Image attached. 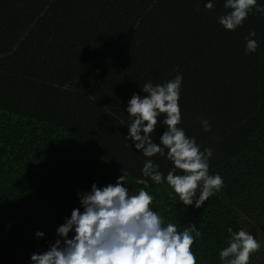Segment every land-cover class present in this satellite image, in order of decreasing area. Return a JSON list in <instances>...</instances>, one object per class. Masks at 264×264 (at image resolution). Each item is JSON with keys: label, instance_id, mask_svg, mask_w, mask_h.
Listing matches in <instances>:
<instances>
[{"label": "trees", "instance_id": "16d2710c", "mask_svg": "<svg viewBox=\"0 0 264 264\" xmlns=\"http://www.w3.org/2000/svg\"><path fill=\"white\" fill-rule=\"evenodd\" d=\"M258 11L260 57L244 74L254 83L240 84L237 76L224 92L236 105L239 95L259 108L264 12ZM148 32L136 36L138 60L113 57V47L93 72L102 74L93 83L96 91L84 90L115 117L107 116L103 133L86 141L63 123L0 106V264H264V107L248 125L240 111L229 112L231 120L221 128L229 135L205 142L206 156L216 155L210 162L190 156L191 144L202 143L180 136L177 121L153 140L132 132L120 120L130 93L138 99L158 90L179 100L184 94L175 82L172 88L168 81L158 85L168 75L185 74L152 27ZM118 63L117 97L108 101L111 91L99 90L114 82L101 80ZM152 70L157 72L148 74ZM148 110L142 105V117ZM137 112L135 107L130 114L136 119ZM202 122L184 117L181 129ZM176 141L179 150L169 149Z\"/></svg>", "mask_w": 264, "mask_h": 264}, {"label": "crops", "instance_id": "0c3cea01", "mask_svg": "<svg viewBox=\"0 0 264 264\" xmlns=\"http://www.w3.org/2000/svg\"><path fill=\"white\" fill-rule=\"evenodd\" d=\"M57 1L63 5L67 0H0V20L9 22L12 18L16 19L18 13L21 18L15 25L17 35L9 39L7 46L0 45V81H3V77L10 76L28 80L34 78L32 81H37L43 87L50 85L40 79L42 70L18 66L15 59L20 57L22 51L32 42L33 30L37 28L38 21L44 19L51 6L53 11L57 10L54 5ZM80 1L82 4L78 10L61 16L52 31H49L52 36L47 38L48 40L37 41L31 48V51L38 54L35 57L42 59L44 67L59 71V79L62 82H70L62 84L64 86L60 85L61 91L86 93L84 90L101 77L102 74L95 75L97 72H93L113 47H116L113 57L122 56L138 60L139 43L136 35L132 31H124L122 22L127 21L128 25L133 27L135 23L143 22L137 26L146 25L147 29L143 32H148L152 27L156 36L155 29L161 25L159 12L164 13L162 21L167 30L161 39L166 44L165 53H170L172 62H182L185 65L183 69L195 67V75L198 78L196 83L200 89L210 90L215 83L203 77H213L219 81L225 79V87L237 76L242 79L238 81L240 84L254 83H247L248 79L244 74L246 70L251 72L249 65L260 57L258 48L262 43L257 28L261 13L257 12V9L264 12V0H147L142 10L141 6L146 0ZM157 3L158 6H155ZM44 32H47L46 28ZM99 33L105 40L95 42ZM15 39L18 43L13 52L2 50L8 48ZM40 45L42 50H36ZM8 57L13 62L6 63ZM105 67L113 69L112 66ZM71 70L75 73H71ZM184 74L185 77L192 76L188 69H184ZM168 83L172 88V80ZM92 90L96 91L95 88ZM15 91L7 85L4 86V83L0 84V106L28 115L38 113L32 107H41L44 103L42 96H28V93L22 90L17 94ZM7 92L9 101H4V94ZM214 92L217 93L218 90H211V93ZM215 93L217 100L219 95ZM169 96L179 102L178 97L173 94ZM211 99L212 97L209 100ZM229 99L226 96L220 106H229ZM49 102L57 103V99ZM138 119L139 112L136 117V120ZM56 120L58 119L48 121Z\"/></svg>", "mask_w": 264, "mask_h": 264}, {"label": "rangeland", "instance_id": "374dc122", "mask_svg": "<svg viewBox=\"0 0 264 264\" xmlns=\"http://www.w3.org/2000/svg\"><path fill=\"white\" fill-rule=\"evenodd\" d=\"M97 1V0H96ZM148 1L146 0L145 3L141 6V10L146 5ZM58 3V4H57ZM55 7L57 10L53 11V7H50V11L45 13L44 19H40L37 23V28L33 30V39L28 48L24 51H22V55L20 57H16L15 63L18 64V66L22 67H28L30 70H42V74L39 77H46L50 80V85L47 87L41 86L37 81L34 82L32 80H28L26 78L24 79H18L13 77H3V81H0V84L4 83V86H8L11 90H16L14 93H17L19 91H26L28 93V96L33 95H39L43 98V104H41V107H32L33 110H37L38 113H34L35 117L44 119V120H52V119H58L56 122L63 123L64 125L70 127L72 131L75 133L78 132L81 138H84L87 141V137H92L91 135H94L92 133H103V131L110 125L108 122V117L110 118V121H114L115 117L113 114L104 110L103 108L98 107V102L89 94L87 93H80L75 91H61V87L59 82H62L59 79V71L54 69H49L44 67V63L42 62V59L35 57V52L31 51V48L34 43L37 41L42 40H48L47 38H50L52 36L49 31H52V28L57 24L61 16H67L70 12H75L78 10V7L82 4L80 0H67L63 5H61L57 1ZM159 3L155 4V6H158ZM140 10V11H141ZM142 12V11H141ZM169 12V11H168ZM140 13V12H138ZM170 13V12H169ZM160 18H161V25L155 29L156 37L158 39H162L167 32V30L164 28L163 25V18L164 13L159 12ZM16 19H11L9 22H6L4 20H0V45L7 46L9 39L11 37H15L18 33L17 24L18 21L21 20L20 13L17 14ZM167 22H170L171 20H166ZM143 22L135 23L134 27L129 26L127 21H123L122 25L124 26V31H132L135 33L137 37L147 35L149 32H143L147 29L146 25H140ZM133 24V22H132ZM44 28L47 29V32H44ZM154 30V29H153ZM133 37V35H132ZM156 39V38H154ZM101 40H105L102 35L99 33L98 37L95 39V42H99ZM17 40H13L11 45L8 48L2 49V50H10L14 51L13 49L17 45ZM37 46V44H36ZM39 50H42L41 45L39 47H36ZM34 53V54H32ZM4 60V59H2ZM1 60V62H2ZM6 63L13 62L9 57L5 60ZM3 63V62H2ZM122 63V62H121ZM120 63H118L115 66V69L112 72L106 73L102 77V82H106L112 80L114 82L113 88L110 89H104L106 85H102L100 88L101 91H111L109 92L108 101L116 100V97L114 94L118 90V84L115 80L116 74H119L122 69L120 66H118ZM187 64V63H186ZM179 66L183 67L185 65L178 64ZM107 68V67H106ZM188 69L192 72L191 77H185L182 75V77H179L178 74H174L172 76L168 75V77L163 78L162 80H159L158 85H163L164 82L171 81L175 82L178 86V89H183L182 98H180L179 102H172L170 101L168 94H164L161 91H150L146 96L142 97V95L139 96V98H133V94L130 93V96L125 99V103L122 106L123 110L122 112L125 113V118H120L123 125H127L129 129L132 132L138 131L140 134L147 135L148 137H151L152 140L155 138L154 136L159 133L163 128L169 127L174 121H177L180 125V129L183 133H180L178 131V134L180 136H187V140L189 141L192 138L197 140L198 142L202 143V146H199L197 143L191 144L192 152L191 157L195 158L196 161H206L210 162L211 159L216 158V155H207V151L205 150V142L207 140L213 139L214 136H223L226 137L229 135L223 132L222 125L226 124L228 121L227 119L231 120L229 117V112L233 113L234 116L238 115V112L240 111L243 115L241 117L247 118L246 124L251 121L250 119H256L258 120L260 118L261 113L258 109L264 107V102L261 104V107H256L254 103L250 100V98L246 96H239L235 95L234 99L239 102V104L236 105V103L233 102V99H229V106H222L219 107L220 104L223 102V99L227 96L223 97L224 93V82L225 79H222V81L215 80L213 77H203L205 80H212L215 83L211 86L213 87L210 90H206L205 88L200 89V86L197 85L196 80L198 79L196 74L195 67H189L184 68ZM106 70H111L107 68ZM75 73L74 70H71ZM103 71V70H102ZM157 70H152L148 74L152 75L156 73ZM67 73V72H66ZM100 70L97 72V75H99ZM106 79V80H105ZM2 80V79H0ZM76 86V84H75ZM145 86H148V83L145 84ZM45 88V91H43ZM91 88L94 89V84L91 85ZM218 90L217 93L219 95V99L215 100L214 93H211V90ZM9 92L4 94V101H9ZM180 94V95H181ZM176 95H179V91L176 92ZM155 96V97H154ZM210 97H212L211 100ZM229 97V96H228ZM141 98V99H140ZM54 99H57V103H51L49 101H52ZM135 100L137 103L133 105V102L131 104H126L128 101ZM12 103V100H10ZM218 103L216 104V102ZM145 105L149 110L147 113L142 117V105ZM185 104V106H183ZM139 108V119L136 120L134 115L130 114V111H133L135 107ZM115 107V106H112ZM241 107V108H238ZM113 112V111H112ZM224 112V113H222ZM165 113L167 114L168 118H165ZM108 116V117H107ZM189 119H201L203 122L200 124H192L189 126L188 129L184 130L181 129V121L183 118ZM109 121V122H110ZM165 121H167V124L165 125ZM254 126V125H253ZM142 131H140V130ZM75 130V131H74ZM150 140V139H149ZM93 141H89V144ZM175 146V149L179 150V142H175L168 147L169 149H172ZM213 145L208 149H212ZM174 149V150H175ZM172 152V150H170ZM175 152V151H173ZM206 156V157H205ZM163 159H165L169 164V156L165 153L163 154ZM189 160V159H188ZM175 162V161H174ZM193 164V163H192ZM182 165V164H181ZM183 165H185L183 163ZM182 165V166H183ZM185 170L183 172L184 177H189V170L186 169L187 167H183ZM145 176H148L150 179L154 178L155 174H145Z\"/></svg>", "mask_w": 264, "mask_h": 264}]
</instances>
